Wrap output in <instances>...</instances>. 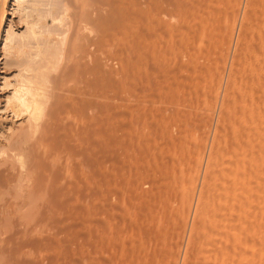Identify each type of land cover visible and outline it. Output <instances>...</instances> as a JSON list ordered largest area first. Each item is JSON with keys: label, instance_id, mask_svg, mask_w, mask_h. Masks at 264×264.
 I'll return each mask as SVG.
<instances>
[{"label": "bare ground", "instance_id": "1", "mask_svg": "<svg viewBox=\"0 0 264 264\" xmlns=\"http://www.w3.org/2000/svg\"><path fill=\"white\" fill-rule=\"evenodd\" d=\"M0 62V264H264V0H0Z\"/></svg>", "mask_w": 264, "mask_h": 264}, {"label": "rangeland", "instance_id": "2", "mask_svg": "<svg viewBox=\"0 0 264 264\" xmlns=\"http://www.w3.org/2000/svg\"><path fill=\"white\" fill-rule=\"evenodd\" d=\"M10 9L8 8V16H9V18L10 19H13L14 18V16H12L11 15V12L9 11ZM10 19H8V20H10ZM15 21V25H16V23H17V21H16V19L14 20ZM17 28H20L21 26H19V24L17 23ZM1 63V62H0ZM4 65H2V63L0 64V73L1 72H4L5 74H12L14 71H15V69H14V67H12V66H8V67H3ZM230 66V65H229ZM1 75V74H0ZM3 98H4V94H2V93H0V106H2L3 104ZM196 110H194V111H192L193 113L195 112ZM1 116V115H0ZM186 116V115H185ZM190 116V115H189ZM188 116V117H189ZM195 118H196V116H195ZM194 118H192V121L194 122V120H193ZM11 119L9 118V120L7 119L6 120V122H5V125H6V123H11L12 121H10ZM196 120V119H195ZM215 124H216V122H215ZM5 125H0V139H1V134H3L4 133V127L3 126H5ZM1 131H3V132H1ZM212 135H213V133H212ZM212 135H211V138H212ZM131 166H132V168H131ZM130 166V173H129V175H130V178H129V176H128V178L129 179H131V180H133L134 182L135 181H137L140 185H139V187L142 185V183H143V178L142 177H140L141 176V172L143 171V169L145 168L143 165H138L137 167H135L134 165H131ZM140 168V171L138 170V169ZM137 172H138V174H140V176L139 175H137ZM136 173V174H135ZM133 174V175H132ZM132 177H134V179H132ZM140 177V178H139ZM138 179V180H137ZM140 179V180H139ZM143 188V187H142ZM143 190H147V189H143ZM139 191H141L142 192V190L141 189H139L137 192L138 193H141V192H139ZM157 203H154V204H152V207H154V208H157V205H156ZM143 208V207H142ZM154 208H153V210H154ZM155 211V210H154ZM142 212H143V210H139V213L140 214H142ZM127 223V224H126ZM125 223V225H128V222H126ZM126 231H128V230H126ZM188 240H189V234H187V236H186V239H185V244L187 245V243H188ZM185 244H184V246H183V248H182V250H181V256H182V258L181 259H183V255H185V252H186V246H185ZM184 250V251H183ZM182 261V260H181Z\"/></svg>", "mask_w": 264, "mask_h": 264}]
</instances>
